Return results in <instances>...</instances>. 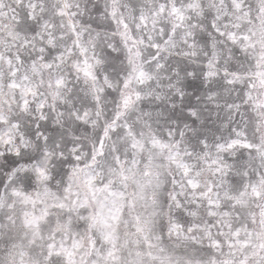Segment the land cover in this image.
I'll return each mask as SVG.
<instances>
[{
	"label": "snow or ice",
	"instance_id": "snow-or-ice-1",
	"mask_svg": "<svg viewBox=\"0 0 264 264\" xmlns=\"http://www.w3.org/2000/svg\"><path fill=\"white\" fill-rule=\"evenodd\" d=\"M0 264H264V0H0Z\"/></svg>",
	"mask_w": 264,
	"mask_h": 264
}]
</instances>
